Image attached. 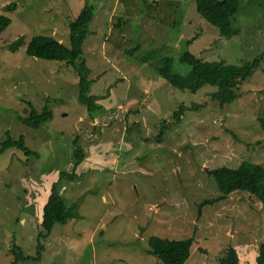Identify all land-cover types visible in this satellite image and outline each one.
<instances>
[{
  "label": "rangeland",
  "instance_id": "rangeland-1",
  "mask_svg": "<svg viewBox=\"0 0 264 264\" xmlns=\"http://www.w3.org/2000/svg\"><path fill=\"white\" fill-rule=\"evenodd\" d=\"M87 3L96 8L84 42L91 93L100 96L93 111L79 99L72 65L27 53L38 34L70 45V21ZM2 14L12 22L0 34V147L9 133L24 135L39 154L0 152V264H164L147 251L153 235L194 236L185 264H216L230 245L239 264H258L259 198L240 190L199 207L221 195L217 167L264 164V0L242 1L234 36L221 35L195 0H0ZM22 36L26 43L12 51ZM185 49L210 61L260 59L239 96L222 105L212 85L191 92L159 75L165 55L187 72ZM28 101L39 111L49 107L52 119L39 128L25 123ZM193 103L175 123L173 112ZM165 120L170 126L158 140ZM78 147L86 154L79 164ZM54 184L73 216L45 234Z\"/></svg>",
  "mask_w": 264,
  "mask_h": 264
},
{
  "label": "trees",
  "instance_id": "trees-1",
  "mask_svg": "<svg viewBox=\"0 0 264 264\" xmlns=\"http://www.w3.org/2000/svg\"><path fill=\"white\" fill-rule=\"evenodd\" d=\"M197 10L209 22L213 23L221 35L234 36L240 32V29L234 26V19L239 12L242 1L244 0H195ZM246 1V0H245ZM263 1V0H262ZM15 5L10 3L6 7L11 9ZM96 13L95 5L87 3L74 19L70 21V45L56 39L54 36L38 34L32 37L27 46V53L32 56L66 61L72 65L79 75V99L87 104L90 111L100 107L96 102L99 95L91 93V86L94 79L90 77L92 69L89 67L84 57V42L90 33L89 23ZM12 18L4 14L0 15V34L11 24ZM26 43L25 37L22 36L10 44L12 51H17ZM153 57L157 55L150 53ZM150 55V56H151ZM150 56H143L146 61ZM180 59L189 66L185 73L174 70V58L165 55L159 58L162 61L159 67V75L175 87L182 90L197 92L205 85L216 87L213 91V97L219 99L222 105L235 100L239 96V86L241 81L251 77L259 64V56L246 60L244 63L235 64L224 60H206L196 53L185 49L181 52ZM31 106V112L23 118L28 125L39 128L43 123L53 117V111L45 107L39 111L32 102L28 101ZM196 103L191 105L182 104L173 112V121L178 123L182 119L185 110L195 108ZM170 126L167 120L164 121L160 133L156 136L158 140L164 137L165 129ZM9 133V132H8ZM17 147L27 155H38L39 153L29 147L25 141L24 135L15 138L8 135V138L1 143L0 152ZM86 154L82 147L77 148L78 164L83 161ZM77 164V165H78ZM76 167L71 173L74 178ZM67 175L62 172L61 176ZM213 175L220 189L221 195L214 199H205L200 203L199 210L219 199H223L235 191H248L259 198L264 205V164L251 160H244L238 166L222 165L213 170ZM74 205L67 206L58 185L52 186L48 201L43 209L42 227L49 234L57 223H66L72 214ZM44 234V235H45ZM45 237V236H44ZM194 236L182 239H169L153 235L149 244L148 252L157 255L164 264H185L192 253L194 245ZM40 257L42 254L39 252ZM216 264H239L240 255L234 245H230L221 253ZM20 258L26 260L33 256L20 254ZM258 264H264V242L259 245L258 255L256 257Z\"/></svg>",
  "mask_w": 264,
  "mask_h": 264
},
{
  "label": "clouds",
  "instance_id": "clouds-1",
  "mask_svg": "<svg viewBox=\"0 0 264 264\" xmlns=\"http://www.w3.org/2000/svg\"><path fill=\"white\" fill-rule=\"evenodd\" d=\"M212 174H213V172H212Z\"/></svg>",
  "mask_w": 264,
  "mask_h": 264
}]
</instances>
